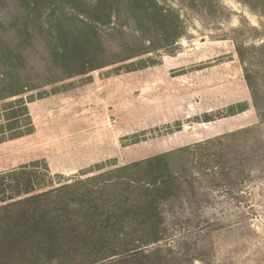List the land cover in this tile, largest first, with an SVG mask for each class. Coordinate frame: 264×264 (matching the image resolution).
I'll return each instance as SVG.
<instances>
[{
  "label": "rangeland",
  "instance_id": "obj_1",
  "mask_svg": "<svg viewBox=\"0 0 264 264\" xmlns=\"http://www.w3.org/2000/svg\"><path fill=\"white\" fill-rule=\"evenodd\" d=\"M50 1L0 0V44L22 51L19 76L38 87L22 94L25 101L35 99L28 102L34 132L0 143V172L38 160L42 171L46 165L51 175H61L55 183H65L258 124L264 133L237 53L240 42L264 40V0H156L169 15L145 33L133 18L137 8L118 0L115 17L100 26L101 50L94 44L84 58L103 66L45 85L51 79ZM92 6L71 3L66 9L92 16ZM114 24L142 39L137 50L145 42L150 51L115 60L122 54ZM25 29L42 33L29 37ZM53 41L65 40L54 31ZM73 52L77 58L85 53ZM16 99L0 101L6 136L18 130L9 129L15 120H6L20 111ZM245 102L247 110L231 114ZM232 142L237 147L244 140ZM251 162L238 184L203 176L201 195L166 203L168 236L146 249L172 247L185 259L199 255L194 264H264V161ZM197 239L198 249L192 245Z\"/></svg>",
  "mask_w": 264,
  "mask_h": 264
},
{
  "label": "trees",
  "instance_id": "obj_2",
  "mask_svg": "<svg viewBox=\"0 0 264 264\" xmlns=\"http://www.w3.org/2000/svg\"><path fill=\"white\" fill-rule=\"evenodd\" d=\"M90 1H50L48 39L52 48L48 51L47 78L51 79L45 85L103 66L104 63L88 64L84 58L90 57L94 44L101 50L100 26L115 17L118 0ZM128 1L131 9L138 10L133 18L142 33L165 24L169 12L158 6L156 0ZM71 3L83 6L92 3V16L67 10ZM112 30L121 35L116 48L122 55L115 60L131 59L150 51L145 42L137 50L142 39L124 34L117 25ZM54 31L65 40L63 43L53 41ZM24 32L30 33L29 37L42 33L28 29ZM81 49L85 53L77 58L73 51ZM237 53L244 63L251 106L264 118V40L258 45L240 42ZM21 54L20 49L0 44V60L5 61L0 65V101L17 97L16 106L20 108L17 114L6 117L7 121L15 120L9 129L15 127L17 132L6 136L0 122V143L34 132L28 102L35 99L25 101L22 94L38 87L19 76ZM247 108L248 103H239L232 107L231 114ZM260 126L181 146L65 183H55V177L61 175H51L46 165L42 171L38 160L0 172V264H194V260H202L199 255L185 259L184 254L172 247L146 248L168 236L166 203L201 195L203 176L215 183L238 184L250 170L251 161H264V133L260 132ZM237 138L244 143L234 147L232 141ZM250 140L253 144H247ZM246 145L249 147L245 148ZM248 148L249 153L245 151ZM193 165H197L198 175L194 174ZM192 245L198 249L199 239Z\"/></svg>",
  "mask_w": 264,
  "mask_h": 264
}]
</instances>
